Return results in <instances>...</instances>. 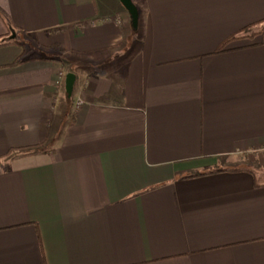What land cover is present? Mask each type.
Here are the masks:
<instances>
[{
  "label": "crops",
  "instance_id": "obj_1",
  "mask_svg": "<svg viewBox=\"0 0 264 264\" xmlns=\"http://www.w3.org/2000/svg\"><path fill=\"white\" fill-rule=\"evenodd\" d=\"M133 2L0 0V264H264V0Z\"/></svg>",
  "mask_w": 264,
  "mask_h": 264
},
{
  "label": "trees",
  "instance_id": "obj_2",
  "mask_svg": "<svg viewBox=\"0 0 264 264\" xmlns=\"http://www.w3.org/2000/svg\"><path fill=\"white\" fill-rule=\"evenodd\" d=\"M256 23L257 24H259V23L261 24L262 23V26H261L260 29H263L264 28V19L261 20V21H259V22H256ZM256 23L255 24H250V25L242 28L237 34L232 35V36L226 38L220 44V46L216 49V52H220L221 50H223V48L228 43H230L232 40H234L240 34H242V33H248L250 31H252V27H254L255 25H257ZM258 31H256V32H258ZM27 59H28L27 57L21 56V57L17 58L15 61H13L11 64H9V66H17V65L21 64L22 62L26 61ZM53 63H55L56 65H61L60 64L61 62H59V59L53 60ZM67 72H73V69L69 67V68L66 69V73ZM40 151H41L40 145L27 146V147H19V148H15L13 150H9L5 154V156L15 157V156H22V155L31 154V153H38ZM200 174H203V173L197 172V173H193V174H190V175H187V176H184V177L197 176V175H200Z\"/></svg>",
  "mask_w": 264,
  "mask_h": 264
},
{
  "label": "water",
  "instance_id": "obj_3",
  "mask_svg": "<svg viewBox=\"0 0 264 264\" xmlns=\"http://www.w3.org/2000/svg\"><path fill=\"white\" fill-rule=\"evenodd\" d=\"M120 2L127 9L130 15L131 26L133 27V29H137L138 18H139V12L137 6L133 2V0H120ZM74 82H75V73L67 72L64 78V86L68 97H71L72 95Z\"/></svg>",
  "mask_w": 264,
  "mask_h": 264
},
{
  "label": "rangeland",
  "instance_id": "obj_4",
  "mask_svg": "<svg viewBox=\"0 0 264 264\" xmlns=\"http://www.w3.org/2000/svg\"><path fill=\"white\" fill-rule=\"evenodd\" d=\"M20 41H23V45L25 46V48L28 49L29 53L31 54H37V55H44V56H48L50 54V50H46V49H32V50H29V47L31 45V43H33V39H23L22 37L19 38ZM28 53V54H29Z\"/></svg>",
  "mask_w": 264,
  "mask_h": 264
}]
</instances>
